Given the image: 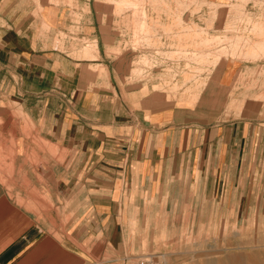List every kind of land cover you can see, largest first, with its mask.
<instances>
[{"label":"crops","instance_id":"0c3cea01","mask_svg":"<svg viewBox=\"0 0 264 264\" xmlns=\"http://www.w3.org/2000/svg\"><path fill=\"white\" fill-rule=\"evenodd\" d=\"M76 1L90 21H73L63 3L0 0V76L32 127L12 135V178L23 173L24 179L11 186L23 192L0 201L7 207L0 216V264H121L139 249L136 233L126 229L147 218L142 205L175 202L174 184L185 179L188 202L224 206L227 219L230 210L236 220L264 219V122L228 117L215 103L241 66L213 69L215 94L192 103L166 99L149 85L126 90L121 99L111 66L120 53L108 47L122 43L124 59L137 61L132 31L125 23L121 34L120 25L101 20L100 6L91 9L95 0ZM56 36L65 44L87 38L96 53L75 58L53 47ZM88 65L103 66L107 79ZM145 72L158 76L165 68ZM236 250L225 264H244ZM259 257L252 254V264Z\"/></svg>","mask_w":264,"mask_h":264},{"label":"rangeland","instance_id":"374dc122","mask_svg":"<svg viewBox=\"0 0 264 264\" xmlns=\"http://www.w3.org/2000/svg\"><path fill=\"white\" fill-rule=\"evenodd\" d=\"M46 1L69 5L73 21L91 19L89 12L79 14L76 0ZM92 4L100 6L96 8L100 9L101 20L109 19L121 26L118 28L121 34L126 23L132 31L131 48L141 53L130 64L123 57L122 43L108 47L110 52L120 53L111 66L121 99L126 90L149 85L166 99L178 97L192 103L201 96L215 94L217 77L213 69L232 62L241 67L234 86L223 96L216 93L215 103H220L217 107L222 105L228 117L242 115L264 122V0H95L91 1V9ZM104 5L112 6L113 11H102ZM75 31V27H69V33ZM65 39L68 44L56 36L53 47L71 52L78 59L94 57V42L81 37ZM153 67L165 68V73L146 74L145 70ZM86 69L95 77L107 79L103 66L88 65ZM125 71L127 76L122 75ZM6 81L0 76V201L3 197L9 201L21 190L11 186L12 135L18 130H32L27 109L13 102L7 96L10 93L4 91ZM249 174L252 173H244ZM20 179H24L23 173L15 178L19 182ZM174 185L175 202L164 198L159 203H146L142 206L147 218L133 220L127 226L129 235L136 233L132 238L140 246L137 251L127 253L126 259L158 252L173 264H225L227 256L235 254L237 247L245 257L244 264H252V254L260 256L259 262L264 264V219L236 220L231 217L233 210L227 219L224 206L188 202L187 179ZM5 207L0 206V216L6 213L1 212ZM255 245L259 247L252 248Z\"/></svg>","mask_w":264,"mask_h":264},{"label":"built area","instance_id":"2783aa9c","mask_svg":"<svg viewBox=\"0 0 264 264\" xmlns=\"http://www.w3.org/2000/svg\"><path fill=\"white\" fill-rule=\"evenodd\" d=\"M123 264H173L163 253L148 252L125 258Z\"/></svg>","mask_w":264,"mask_h":264}]
</instances>
